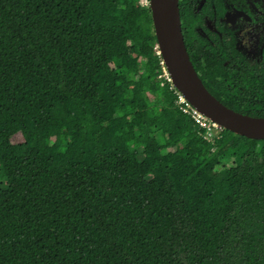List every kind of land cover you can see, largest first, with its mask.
I'll return each instance as SVG.
<instances>
[{
    "label": "trees",
    "instance_id": "16d2710c",
    "mask_svg": "<svg viewBox=\"0 0 264 264\" xmlns=\"http://www.w3.org/2000/svg\"><path fill=\"white\" fill-rule=\"evenodd\" d=\"M156 45L142 0H0V264H264V139Z\"/></svg>",
    "mask_w": 264,
    "mask_h": 264
},
{
    "label": "flooded vegetation",
    "instance_id": "af4514ba",
    "mask_svg": "<svg viewBox=\"0 0 264 264\" xmlns=\"http://www.w3.org/2000/svg\"><path fill=\"white\" fill-rule=\"evenodd\" d=\"M192 62L226 105L264 117V0H180Z\"/></svg>",
    "mask_w": 264,
    "mask_h": 264
},
{
    "label": "water",
    "instance_id": "95a60500",
    "mask_svg": "<svg viewBox=\"0 0 264 264\" xmlns=\"http://www.w3.org/2000/svg\"><path fill=\"white\" fill-rule=\"evenodd\" d=\"M159 54L173 86L210 120L251 139H264V117L238 111L217 98L206 86L186 46L180 0H149Z\"/></svg>",
    "mask_w": 264,
    "mask_h": 264
},
{
    "label": "built area",
    "instance_id": "2783aa9c",
    "mask_svg": "<svg viewBox=\"0 0 264 264\" xmlns=\"http://www.w3.org/2000/svg\"><path fill=\"white\" fill-rule=\"evenodd\" d=\"M179 102L183 104V109L186 112H189L193 119L199 123L200 126L206 128L208 133H213L216 135H221L222 131L219 133L218 129H222L223 127L219 125L218 123L210 120L208 117H206L204 114L200 113L195 107H193L186 99L185 97L180 93L179 94Z\"/></svg>",
    "mask_w": 264,
    "mask_h": 264
},
{
    "label": "rangeland",
    "instance_id": "374dc122",
    "mask_svg": "<svg viewBox=\"0 0 264 264\" xmlns=\"http://www.w3.org/2000/svg\"><path fill=\"white\" fill-rule=\"evenodd\" d=\"M142 2L145 4H147V2H148V4H149V0H142ZM156 48L158 49V52H159V48H158V44L156 45ZM164 64V63H163ZM165 65V64H164ZM165 70H166V73H165V75L166 76H169V73H168V71H167V69L165 68ZM170 79V78H169ZM199 124V123H198ZM202 127V126H201ZM204 128V127H203ZM224 129V128H223ZM207 131H211V130H207ZM222 131V129H218V132L220 133ZM208 133V132H207ZM211 135H213V133H208V137L209 138H212V136Z\"/></svg>",
    "mask_w": 264,
    "mask_h": 264
}]
</instances>
